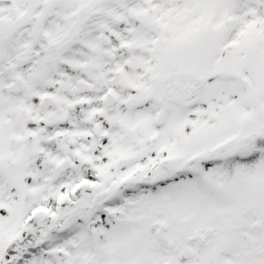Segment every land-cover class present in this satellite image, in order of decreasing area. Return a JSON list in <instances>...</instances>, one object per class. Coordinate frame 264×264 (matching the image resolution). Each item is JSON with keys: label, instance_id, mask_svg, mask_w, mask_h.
Segmentation results:
<instances>
[{"label": "snow or ice", "instance_id": "snow-or-ice-1", "mask_svg": "<svg viewBox=\"0 0 264 264\" xmlns=\"http://www.w3.org/2000/svg\"><path fill=\"white\" fill-rule=\"evenodd\" d=\"M0 264H264V0H0Z\"/></svg>", "mask_w": 264, "mask_h": 264}]
</instances>
